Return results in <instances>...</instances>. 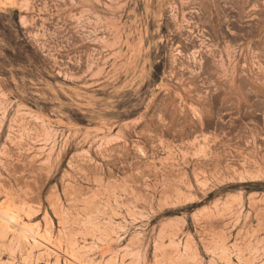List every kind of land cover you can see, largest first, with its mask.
<instances>
[{
  "label": "rangeland",
  "instance_id": "374dc122",
  "mask_svg": "<svg viewBox=\"0 0 264 264\" xmlns=\"http://www.w3.org/2000/svg\"><path fill=\"white\" fill-rule=\"evenodd\" d=\"M0 264H264V0H0Z\"/></svg>",
  "mask_w": 264,
  "mask_h": 264
}]
</instances>
